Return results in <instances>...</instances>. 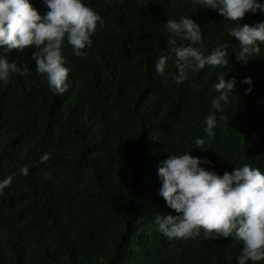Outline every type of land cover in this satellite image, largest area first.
<instances>
[{
    "label": "trees",
    "instance_id": "1",
    "mask_svg": "<svg viewBox=\"0 0 264 264\" xmlns=\"http://www.w3.org/2000/svg\"><path fill=\"white\" fill-rule=\"evenodd\" d=\"M31 2L48 11L43 0ZM85 3L104 27L84 56L63 46L70 68L64 94L35 71V46L7 54L31 71L0 82V178L23 162L30 169L0 196V264H237L242 243L234 237L205 239L201 230L169 240L159 231L155 215L175 210L159 194L158 165L190 151L221 175L245 163L264 172V44L247 64L238 62L239 40L227 33L236 22H207L205 7L192 0ZM182 16L201 25L203 43L196 46L206 55L230 41L228 70L206 65L176 82L166 21ZM259 21L264 15L248 12L240 23ZM160 55L171 56L164 75L155 70ZM223 74L236 78L235 95L216 112V134L209 137L206 118ZM245 77L252 78L248 94ZM199 137L203 150L195 145ZM45 153L50 159L41 162Z\"/></svg>",
    "mask_w": 264,
    "mask_h": 264
},
{
    "label": "clouds",
    "instance_id": "2",
    "mask_svg": "<svg viewBox=\"0 0 264 264\" xmlns=\"http://www.w3.org/2000/svg\"><path fill=\"white\" fill-rule=\"evenodd\" d=\"M199 5L207 22L228 18L235 21V26L227 29L231 37L239 40L236 60L247 64L255 54L261 52L264 44V21L249 25L240 20L246 13L264 15V0H192ZM48 11L42 13L31 0H0V82H8L13 74L25 75L30 69L19 67L15 59H10L13 49L22 51L27 46H35L32 58L35 71L45 74L51 90L64 94L70 87V68L66 66L67 58L62 54L67 42L72 46L76 56H84L82 51L93 44L92 36L98 26L104 27V18L85 0H43ZM168 36L167 47L172 49L175 57L177 83H183L190 72H197L206 65L229 66V44H219L211 54H205L200 47L203 43L201 25L190 16L166 21ZM170 55H160L155 62L157 74L164 75ZM237 80L235 77H219L214 88L219 93L211 100L215 111L206 118L204 131L209 137L215 136L217 124L216 112H223L229 104V93L234 94ZM241 83L249 85L245 94L252 91V78L245 77ZM235 126V125H234ZM205 139L199 137L195 145L202 150L206 148ZM26 154H21L20 161H25ZM50 154L40 157L47 162ZM213 162L207 157H198L184 152L182 155L169 154L159 162L158 177L161 181L159 194L175 214L157 213L155 222L159 231L171 239H189L197 237L203 230L205 239L234 237L242 243L237 264L249 261H264V172L259 167L245 163L236 166L231 172L222 175L211 167ZM18 172L0 178V196L4 195L13 177L29 174L30 163L18 164ZM47 177L48 173H44Z\"/></svg>",
    "mask_w": 264,
    "mask_h": 264
}]
</instances>
